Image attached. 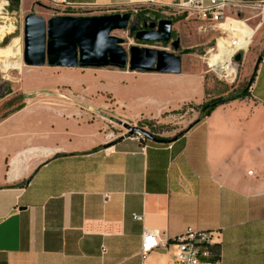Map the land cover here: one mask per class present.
<instances>
[{"label":"crops","instance_id":"0c3cea01","mask_svg":"<svg viewBox=\"0 0 264 264\" xmlns=\"http://www.w3.org/2000/svg\"><path fill=\"white\" fill-rule=\"evenodd\" d=\"M151 1L154 5L148 0H0V14L20 31L22 18L36 5L97 15L146 6L172 10L182 0ZM257 51L240 79L246 82L236 91L242 96L217 105L172 138L109 140L89 105L47 97L24 101L2 117L0 264H171L174 238L188 227L210 233L211 261L264 264V45ZM72 69L84 70L77 74L84 76L63 79L70 93H82L91 104L132 106L140 113L168 105L175 91L147 75H178ZM39 79L32 72L21 76L24 83ZM137 87L157 88L163 95L126 104ZM193 88L187 99L198 106L209 100L202 77ZM144 231L158 233L160 242L142 261Z\"/></svg>","mask_w":264,"mask_h":264},{"label":"rangeland","instance_id":"374dc122","mask_svg":"<svg viewBox=\"0 0 264 264\" xmlns=\"http://www.w3.org/2000/svg\"><path fill=\"white\" fill-rule=\"evenodd\" d=\"M134 9V15H141L147 19H170L175 16V18L170 19L172 20V39L178 38L180 49L189 48L193 50L191 54L181 56V70L178 75H147V78L154 80L153 82L156 84H167L174 87L175 91L169 95V100L171 101L168 105L158 104L152 109L149 106L148 110L143 109L144 111L140 113L139 109L133 108L132 106L124 108L123 106L112 105L113 101H110L106 96H98V98L100 97V101L112 106L105 107L100 102L96 105L95 103L91 104L86 102L87 99L82 93H70V87L62 84L64 78L68 80L75 76L81 79L84 75L77 74L84 72V70L49 68L45 65L39 68H30L25 67L20 60L19 68L8 67L6 70L0 68V119L18 107H21L24 101L47 97L44 100L59 99L61 102L73 103L86 109L89 105L95 117L103 122V126H106V130L110 135L109 140L118 138L127 132L122 125L115 123L111 118L120 120L129 126L139 128L153 138H172L174 135L186 129L191 123L200 120L198 107L201 104L199 106L195 105L194 101L187 99L188 95L192 94L194 90V80L197 77L200 76L203 78L205 88L207 89L206 93L209 94L207 99L209 100L225 98L245 87L246 82L240 83V79L249 72L250 64L253 61L257 49L264 45V14L261 13V8L243 11L237 16V20L240 21L249 19L245 23L251 28H255L258 20L262 16L263 20L253 35L247 49L243 52L242 60L237 65L236 77L233 83L220 79L216 72L209 69L207 61L208 57L214 54L216 45H219L223 40L238 39L241 35L240 33L231 35L230 32L225 30L224 25L218 27L211 25L202 26L193 15H188L186 12H182L176 8L168 10L146 6L136 7ZM65 13H67L66 15H73L72 12L69 13L67 10L56 6L36 5L27 14H33L47 20L53 16H57L56 14L64 15ZM2 15L0 14V25L10 26L11 33H5L0 38V49L7 47L12 38L15 37L20 38L22 47V28L18 31L16 23L9 24V21H6L5 17H1ZM229 17L231 19L235 18L234 15ZM21 23H23V18ZM112 35L125 40V44H123L125 50L129 46L136 45L161 49L169 53L172 52L169 43L138 42L129 36L127 30L113 31ZM5 59L1 58L3 63L6 62ZM10 60L14 61L16 59ZM27 72H32L40 76L37 83L22 82L21 76ZM97 86H100V84L97 83ZM25 91H29L28 94H24ZM176 91L178 92L176 93ZM162 95V92L157 88L137 87L129 91L125 101L126 104H144L150 98L159 100Z\"/></svg>","mask_w":264,"mask_h":264},{"label":"water","instance_id":"95a60500","mask_svg":"<svg viewBox=\"0 0 264 264\" xmlns=\"http://www.w3.org/2000/svg\"><path fill=\"white\" fill-rule=\"evenodd\" d=\"M142 22L143 29L139 30L137 17L129 11L57 15L47 20L27 14L22 23L21 61L29 67L116 68L140 73L179 74L181 56L191 54L193 50L180 49L178 38L171 40L172 20ZM125 30L138 42L169 43L172 52L136 45L125 50V40L112 35L113 31ZM242 57L243 52L238 51L232 60L238 65ZM111 120L127 130L121 138L138 132L153 139L139 128ZM197 122L191 123L187 130Z\"/></svg>","mask_w":264,"mask_h":264},{"label":"built area","instance_id":"2783aa9c","mask_svg":"<svg viewBox=\"0 0 264 264\" xmlns=\"http://www.w3.org/2000/svg\"><path fill=\"white\" fill-rule=\"evenodd\" d=\"M149 5H154L151 0H148ZM255 8H261V13L264 14V3H253L246 2L242 0H182L181 3L176 7V9L186 12L188 15H193L194 18L200 20L201 22L211 25L213 27H218L223 25L227 20V13L229 16L234 15V20H237V16L243 11H250ZM72 9V8H71ZM75 13L69 11V13ZM100 12V11H98ZM119 13L126 12V10H118ZM135 11H132L134 13ZM89 11H78L73 15H88ZM114 13V12H110ZM104 14V13H103ZM230 18V17H229ZM231 19V18H230ZM249 19L243 20V22ZM263 16L258 20L254 29H258L261 25ZM229 42V56H228V66L235 65V72L220 70L219 78L229 83H233L235 80L237 65L233 62V56L238 52H244L247 47H240L236 43L235 39H230ZM208 66V64H207ZM209 69L215 72L212 68ZM217 74V73H216ZM131 138L144 139L146 138L141 133H134ZM135 218H139L136 217ZM160 242L159 234L152 231H144L141 235V247H140V258L143 261L148 253L154 250ZM176 244V250L174 253L173 261L171 264H221L219 261L209 260L210 256V233L207 231L196 230L194 228L188 227L184 230L182 234L174 238ZM102 253L104 248H102Z\"/></svg>","mask_w":264,"mask_h":264},{"label":"bare ground","instance_id":"6f19581e","mask_svg":"<svg viewBox=\"0 0 264 264\" xmlns=\"http://www.w3.org/2000/svg\"><path fill=\"white\" fill-rule=\"evenodd\" d=\"M225 26V30L231 33V35H236V33H240V37L236 40V43L240 47H244L245 45L248 46L251 42V39L253 37V30L246 25L243 21L240 20H234L229 19L226 24H223ZM8 32L7 25H0V38ZM231 40H223V42L219 43V45H216L214 54H211L208 57V67L212 68L217 75H220V70L227 69L228 71H234L235 72V65L228 66V56H229V42ZM21 42L20 38L15 37L12 38L10 43L7 45V47L0 49V68L2 70H6L8 67L12 68H19L20 67V60H21ZM1 58H6V62L3 63ZM10 59H16L14 61H11Z\"/></svg>","mask_w":264,"mask_h":264},{"label":"trees","instance_id":"16d2710c","mask_svg":"<svg viewBox=\"0 0 264 264\" xmlns=\"http://www.w3.org/2000/svg\"><path fill=\"white\" fill-rule=\"evenodd\" d=\"M242 95L237 93V92H233L232 94H230L229 96L225 97V98H216V99H211L209 101H206L204 103H202L198 109H199V115H200V120L207 117L211 111L217 106L220 105L222 103L234 100L236 98L241 97ZM19 108V107H18ZM17 108V109H18ZM147 138V137H146ZM153 138V137H152ZM153 139H157V137H154Z\"/></svg>","mask_w":264,"mask_h":264},{"label":"flooded vegetation","instance_id":"af4514ba","mask_svg":"<svg viewBox=\"0 0 264 264\" xmlns=\"http://www.w3.org/2000/svg\"><path fill=\"white\" fill-rule=\"evenodd\" d=\"M136 17H137V20H138L139 30H142L143 29V22H142V20H145L146 22L158 20V19H147L146 17L139 16V15H137ZM171 40H173L172 39V34H171Z\"/></svg>","mask_w":264,"mask_h":264}]
</instances>
